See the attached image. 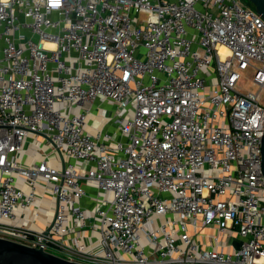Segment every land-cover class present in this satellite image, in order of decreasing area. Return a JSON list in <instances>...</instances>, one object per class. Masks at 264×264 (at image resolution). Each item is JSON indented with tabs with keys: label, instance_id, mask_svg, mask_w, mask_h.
<instances>
[{
	"label": "built area",
	"instance_id": "2783aa9c",
	"mask_svg": "<svg viewBox=\"0 0 264 264\" xmlns=\"http://www.w3.org/2000/svg\"><path fill=\"white\" fill-rule=\"evenodd\" d=\"M249 66L264 89L241 0H0V237L87 264H264Z\"/></svg>",
	"mask_w": 264,
	"mask_h": 264
},
{
	"label": "water",
	"instance_id": "95a60500",
	"mask_svg": "<svg viewBox=\"0 0 264 264\" xmlns=\"http://www.w3.org/2000/svg\"><path fill=\"white\" fill-rule=\"evenodd\" d=\"M256 12L264 19V0H248ZM261 171L264 177V131L261 138ZM58 200L54 216L57 212ZM53 222L44 230L46 234ZM0 264H87L68 260L41 248L29 246L11 239L0 237Z\"/></svg>",
	"mask_w": 264,
	"mask_h": 264
},
{
	"label": "crops",
	"instance_id": "0c3cea01",
	"mask_svg": "<svg viewBox=\"0 0 264 264\" xmlns=\"http://www.w3.org/2000/svg\"><path fill=\"white\" fill-rule=\"evenodd\" d=\"M88 106H89L88 103H84V105L82 107L87 108ZM95 110L97 111V114L92 115L91 118L89 119V124L85 125V128L87 130L92 131V132L95 130V127H100V125L104 122L102 115H106V114L110 113L109 112L110 109L108 106L96 108ZM91 192H95L94 189H91ZM44 206H46L45 203H43V206H41L42 209L39 210V214H38L39 216L37 218V222L35 223L34 220L31 221L32 226L36 229H40L42 226L46 225L48 222L51 221V218H52L51 215L52 214L48 213ZM26 215H27V217L32 219L33 215H34L33 209L26 211ZM24 223L28 224L29 222L26 220ZM200 238L201 237L199 236L198 239H200Z\"/></svg>",
	"mask_w": 264,
	"mask_h": 264
},
{
	"label": "rangeland",
	"instance_id": "374dc122",
	"mask_svg": "<svg viewBox=\"0 0 264 264\" xmlns=\"http://www.w3.org/2000/svg\"><path fill=\"white\" fill-rule=\"evenodd\" d=\"M241 2L245 5H247L248 0H241ZM256 66H257V64H256ZM253 73H254V68L251 66H249L245 69H242L240 71L241 77H240L239 85L241 86L242 91L252 90L255 92H259L260 101L264 105V89H259L258 86L254 85L252 83Z\"/></svg>",
	"mask_w": 264,
	"mask_h": 264
},
{
	"label": "trees",
	"instance_id": "16d2710c",
	"mask_svg": "<svg viewBox=\"0 0 264 264\" xmlns=\"http://www.w3.org/2000/svg\"><path fill=\"white\" fill-rule=\"evenodd\" d=\"M247 5L254 8V6L249 1H248Z\"/></svg>",
	"mask_w": 264,
	"mask_h": 264
},
{
	"label": "bare ground",
	"instance_id": "6f19581e",
	"mask_svg": "<svg viewBox=\"0 0 264 264\" xmlns=\"http://www.w3.org/2000/svg\"><path fill=\"white\" fill-rule=\"evenodd\" d=\"M220 49H221L222 51H225V50H226L224 46H222Z\"/></svg>",
	"mask_w": 264,
	"mask_h": 264
}]
</instances>
